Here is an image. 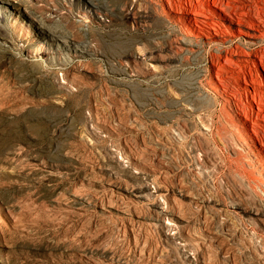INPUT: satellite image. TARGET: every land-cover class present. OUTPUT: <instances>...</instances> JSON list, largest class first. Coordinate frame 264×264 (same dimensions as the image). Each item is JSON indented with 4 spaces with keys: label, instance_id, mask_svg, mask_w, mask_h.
Masks as SVG:
<instances>
[{
    "label": "rangeland",
    "instance_id": "rangeland-1",
    "mask_svg": "<svg viewBox=\"0 0 264 264\" xmlns=\"http://www.w3.org/2000/svg\"><path fill=\"white\" fill-rule=\"evenodd\" d=\"M154 1L0 0V264H264V153L238 122L264 143L261 44L222 86L200 39L213 0L190 36Z\"/></svg>",
    "mask_w": 264,
    "mask_h": 264
},
{
    "label": "bare ground",
    "instance_id": "bare-ground-1",
    "mask_svg": "<svg viewBox=\"0 0 264 264\" xmlns=\"http://www.w3.org/2000/svg\"><path fill=\"white\" fill-rule=\"evenodd\" d=\"M154 1V0H153ZM163 1V0H162ZM161 1V2H162ZM178 1V0H177ZM187 1V0H186ZM186 1H180L179 0V3H177V2H174V0H167V4H168V6H169V9H170V11H171V15H172V13H174V15H172L173 17H174V19L173 20H175V21H177V22H182V23H184V25H185V27L183 28L184 29V33L186 34V36H190V35H195V33H197L198 34V31L197 30H195L194 28H192V27H190V25H188V24H190L191 23V21H190V15L191 14H194V15H198V16H200V11L199 10H196V3H194V0H189V3H187ZM205 1V0H204ZM224 1H226V0H224ZM227 1H229V0H227ZM154 2H156V1H154ZM201 2H203L202 0H201ZM210 2L211 1H209V4L208 5H210ZM206 3H208V2H206ZM205 3V4H206ZM212 4V6L213 7H215V9H211L210 10V16L208 17H206L207 19H209V20H211L212 21V23L210 22H207V21H201V23H202V25H203V27H207L209 30H206V32H205V38L206 39H204V38H200V36L198 37V38H200L201 40H205L209 45H214L213 47H214V53H211V58H212V62H213V67H212V72H211V77H213L214 76V73L216 74V77H217V79H218V81H219V83L220 84H222V86L224 85L223 83L225 82L224 80H223V78L226 76V74L228 73L227 71V69L224 67V62L225 61H227V60H229V61H232V60H230V59H226V57H228L229 56V58H230V56H238V57H246L247 58V60L245 59V61L246 62H248L249 63V60H250V58H251V54H249V53H247L245 50H244V48H242L243 46L244 47H246V46H248V45H250V44H253V45H258V43H260L261 45L260 46H258L259 47V49L257 50V52H256V54H255V57L259 60V62H260V64H258L256 61H252L251 60V62H252V64H253V66H254V68H255V72H257V70L260 68V66H261V68L263 69V71H264V17L262 16V11H260V9L258 10L257 9V7H259L257 4H256V6H255V8L257 9V12L256 13H254L256 16H253V14L251 13V12H247L246 10L248 9V8H246V10H241L240 11V13L238 12V13H236L237 11H236V9H238L239 7H237L236 9H234L232 12H230V11H228V10H225V8H226V5L225 6H223L222 4H223V2H221L220 0H213V2H211ZM222 3V4H221ZM230 2H228V4H229ZM261 3H263V5H264V0H262V2ZM204 4V3H203ZM227 4V5H228ZM154 5H155V3H154ZM153 5V6H154ZM202 5V4H201ZM158 6V5H157ZM161 6V5H160ZM199 6H200V4H199ZM205 6V5H204ZM224 7V8H223ZM230 7V6H229ZM199 8H201V6L199 7ZM202 8H203V6H202ZM205 8V7H204ZM211 8V7H210ZM216 8L217 9H219V10H221V11H224L225 12V16L224 15H222V13L219 11V10H216ZM228 8V7H227ZM250 8V7H249ZM260 8H263L264 9V7H260ZM243 9H245V8H243ZM262 9V10H263ZM161 10H162V8H161ZM205 10V9H204ZM204 10H202L203 12H204ZM209 10V9H208ZM197 11H199V12H197ZM206 11V10H205ZM228 11V12H227ZM250 11V10H249ZM203 12H201V13H203ZM207 13V12H206ZM233 13H235L236 15H237V19H234V17H233ZM167 14V13H166ZM202 15V14H201ZM206 15H208V14H206ZM201 17V16H200ZM202 17H203V15H202ZM227 17V18H226ZM197 18V17H196ZM216 18L217 19H219V20H221L223 23H220V22H217L216 21ZM166 19V18H165ZM202 20V19H201ZM213 22H215V23H213ZM234 22H236V24H235V26H237L238 27V29L236 30V29H234ZM197 23H199V20H197ZM197 26L199 27V28H202V27H200L198 24H197ZM203 29V28H202ZM210 30H213L214 32L212 33ZM200 31V30H199ZM204 31H205V28L203 29V31H200V32H202V33H204ZM182 33V32H181ZM241 37H243V38H241ZM185 38V37H184ZM244 39L243 41H241V39ZM191 40V39H190ZM200 40V41H201ZM198 41V40H197ZM192 42V41H191ZM184 43L185 44H189L190 42H188L186 39L184 40ZM192 45H198V46H200V45H202L201 44V42H194V44H193V42L191 43ZM204 44H205V42H204ZM255 45V46H256ZM183 48V47H182ZM187 48V47H186ZM181 49V48H180ZM184 50V49H183ZM182 50V51H183ZM185 51V50H184ZM188 51V50H187ZM191 51V50H190ZM194 51V50H193ZM212 52H213V50H212ZM224 54V56H223V54ZM146 59V58H145ZM157 59H159L156 55H154V54H151V56L148 58V61L149 62H154V61H156ZM160 59H162V58H160ZM163 60V59H162ZM241 60V59H240ZM147 61V60H146ZM229 61H227L226 63H228ZM238 61V60H237ZM242 61V60H241ZM244 61V60H243ZM229 64H231V66L233 65V66H236L237 67V69H241L242 68V65H240V63L239 62H235V60H234V62L232 61V63L230 62ZM242 70V69H241ZM240 70V71H241ZM237 71V70H236ZM233 72V71H232ZM252 72V71H251ZM250 72V74H251V76H250V79H251V77H252V79L251 80H254V82L256 83V81H255V78L253 77L254 76V73L252 72L251 73ZM241 73V72H240ZM258 74V73H257ZM234 75V74H233ZM256 75V74H255ZM259 75V74H258ZM258 77V76H257ZM245 78V80H246V82H247V76L246 77H244ZM234 79H235V77H234ZM258 79L260 80L259 81V84H260V86L262 87V88H264V76H263V78L261 77H258ZM237 80V79H236ZM250 83V82H249ZM226 84V83H225ZM247 84H248V82H247ZM226 86V85H225ZM227 87V86H226ZM224 89H226L225 87H224ZM253 89L256 91V94H257V96H259V98H260V100L259 101H264V94H262V96L260 95V93H262V92H259L258 90H257V88L254 86L253 87ZM252 95V94H251ZM229 103H230V100H229ZM245 104V103H244ZM246 109V108H245ZM248 110H249V108H248ZM243 111H246V110H243ZM249 113V112H248ZM240 115H241V113H240ZM244 115H245V118L247 119V120H249V121H251V123H252V120H250V116L247 114V112L246 113H244ZM232 119V118H231ZM235 119V118H234ZM238 122H239V124L241 125V127H242V132H241V134L242 133H244L245 135H246V133L248 134L247 135V138L249 139V141L253 144V146H254V148H255V150L259 153V154H263L264 153V151L260 148V146H262V147H264V143L260 140V146H258L256 143H255V141H254V138L252 137V134H249V132H248V128H247V124H246V122H245V120L244 119H242L241 117H238ZM223 123V122H222ZM232 123V122H231ZM233 123H234V121H233ZM211 124V123H210ZM224 124V123H223ZM223 124H222V126H223ZM254 124V123H253ZM261 124V123H260ZM224 125H226V124H224ZM232 125V124H231ZM259 125V124H258ZM207 126V125H206ZM213 126V125H212ZM215 126V125H214ZM229 126H230V123H229ZM260 126V125H259ZM226 127V126H225ZM234 127H236V126H234ZM234 127L232 128V126H231V129L233 130L234 129ZM256 127V126H255ZM258 127V126H257ZM216 128V127H215ZM217 128H219V127H217ZM222 129H223V127H222ZM221 129V130H222ZM229 129V128H228ZM239 129H240V126H239ZM231 130V131H232ZM234 130H237V128L236 129H234ZM215 131V130H214ZM230 131V133H232ZM241 130H239V132H240ZM220 132V131H219ZM226 132H228V130L226 131ZM238 132V131H237ZM257 136L259 135L258 134V132H257V130H254L253 131ZM224 133V135H225V132H223ZM235 133V132H234ZM200 134V133H199ZM205 134V133H204ZM208 134V133H207ZM219 134V133H218ZM237 134H239V133H237ZM223 134H222V136H224ZM240 135V134H239ZM243 135V134H242ZM197 136H199V135H197ZM202 136V135H201ZM216 136V135H215ZM218 136H220V135H218ZM237 137V136H236ZM244 137V136H243ZM206 138V137H205ZM215 138V137H214ZM228 139V138H227ZM233 139H235V138H233ZM259 139V138H258ZM206 140V139H205ZM242 140V139H241ZM245 140V139H244ZM240 141V140H239ZM223 142V141H222ZM231 142V141H230ZM199 143H201V142H199ZM233 143V142H232ZM237 143V145H239L238 144V142H236ZM236 143H234V144H236ZM241 143V142H240ZM229 144H231V143H229ZM244 144V143H243ZM245 144H246V146H248V144L245 142ZM224 145V144H223ZM232 146H234V145H232ZM226 147V146H225ZM241 147V146H240ZM239 147V148H240ZM228 148V147H227ZM237 148V147H236ZM239 148H238V150H239ZM249 148V147H248ZM251 148V147H250ZM233 149V148H232ZM235 149V148H234ZM233 149V150H234ZM242 149V148H241ZM204 151V150H203ZM245 151V150H244ZM247 151V150H246ZM253 151V150H252ZM125 152H126V150H125ZM124 154V153H123ZM124 155H126V154H124ZM128 156V155H127ZM126 156V157H127ZM130 156V155H129ZM128 158V157H127ZM241 158V157H240ZM130 159V158H129ZM138 159V158H137ZM208 159V158H207ZM238 159V158H237ZM253 159V158H252ZM131 160L133 161V162H136V160L134 159V158H132L131 157ZM240 160V159H239ZM130 161V160H129ZM139 161H141V160H139ZM142 162V161H141ZM216 163V162H215ZM236 163H238V162H236ZM246 164V163H245ZM214 165V164H213ZM254 165V164H253ZM129 166H130V164H129ZM255 166V165H254ZM244 167V166H243ZM136 170V169H135ZM249 171V170H248ZM141 172V171H140ZM139 173V172H138ZM145 173V172H144ZM141 174H142V172H141ZM147 174H149V173H147ZM253 174V173H252ZM251 175V174H250ZM259 179V178H258ZM255 180H256V178H255ZM256 183V182H255ZM148 188V187H147ZM149 189H150V187H149ZM159 189H161V188H159ZM159 189H156V190H158V191H156V193H159V195H160V191H159ZM161 191H162V189H161ZM264 192V191H263ZM151 193V192H150ZM165 194V193H164ZM249 194V193H248ZM152 196H154L157 200H158V197L157 196H155V195H153V193H152ZM162 196V195H161ZM135 197H137V198H140V197H142V196H140V195H136ZM160 198H162V197H160ZM252 198V197H251ZM163 199V198H162ZM167 200H168V194H167ZM161 201V200H160ZM155 202L156 203V205H155V207H156V213H157V215H158V218H159V221L160 222H163V225H164V222L165 221H168V222H170V223H172L173 225H174V227L172 228V226H166V229L168 230V231H172V230H174V228L176 229L177 227H178V225H177V221H176V219H175V215H173V213H171L170 211L171 210H169V208H166L165 207V204H162L161 202ZM165 201H166V199H165ZM170 201V200H169ZM169 206V205H168ZM171 209V208H170ZM263 209V208H262ZM245 211V210H244ZM259 213H261V212H259ZM263 214H264V212H262ZM257 214V213H256ZM263 218V217H262ZM256 219V218H255ZM262 221H263V219H262ZM253 222H254V219H253ZM264 222V221H263ZM180 227V226H179ZM178 227V228H179ZM182 229H184V228H182ZM181 232V231H180ZM185 236V235H184ZM183 236V237H184ZM181 237V236H180ZM192 237V236H191ZM195 239V238H194ZM196 241V240H195ZM194 244H195V242H193ZM191 244V243H190ZM197 244V243H196ZM198 245V244H197ZM194 246V245H193ZM195 247V246H194Z\"/></svg>",
    "mask_w": 264,
    "mask_h": 264
}]
</instances>
